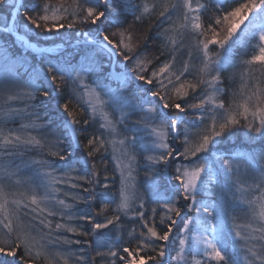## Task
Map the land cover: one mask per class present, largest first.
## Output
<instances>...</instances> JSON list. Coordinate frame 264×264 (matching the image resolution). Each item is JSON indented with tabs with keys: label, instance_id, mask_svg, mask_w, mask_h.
<instances>
[{
	"label": "snow or ice",
	"instance_id": "6c2138e0",
	"mask_svg": "<svg viewBox=\"0 0 264 264\" xmlns=\"http://www.w3.org/2000/svg\"><path fill=\"white\" fill-rule=\"evenodd\" d=\"M0 264H264V0H0Z\"/></svg>",
	"mask_w": 264,
	"mask_h": 264
},
{
	"label": "trees",
	"instance_id": "16d2710c",
	"mask_svg": "<svg viewBox=\"0 0 264 264\" xmlns=\"http://www.w3.org/2000/svg\"><path fill=\"white\" fill-rule=\"evenodd\" d=\"M145 27H146V25H145ZM22 35V34H21ZM33 43H35V41H32ZM18 43V42H17ZM59 43V41H57L56 42V44H58ZM56 44H53V43H50V44H48V45H37V46H47V47H50V46H55ZM62 53L61 52H59L58 54H56V55H51V58H53V59H55V58H57L58 57V55H61ZM29 55L31 56V55H34V54H32L30 51H29ZM39 61H40V57L39 56H37L36 57V63H39Z\"/></svg>",
	"mask_w": 264,
	"mask_h": 264
},
{
	"label": "rangeland",
	"instance_id": "374dc122",
	"mask_svg": "<svg viewBox=\"0 0 264 264\" xmlns=\"http://www.w3.org/2000/svg\"><path fill=\"white\" fill-rule=\"evenodd\" d=\"M18 44H19V42H18ZM21 47H22V46H21ZM56 51H57V50H54L52 54L56 53Z\"/></svg>",
	"mask_w": 264,
	"mask_h": 264
},
{
	"label": "bare ground",
	"instance_id": "6f19581e",
	"mask_svg": "<svg viewBox=\"0 0 264 264\" xmlns=\"http://www.w3.org/2000/svg\"><path fill=\"white\" fill-rule=\"evenodd\" d=\"M38 47V46H37ZM110 167H111V165H110Z\"/></svg>",
	"mask_w": 264,
	"mask_h": 264
},
{
	"label": "water",
	"instance_id": "95a60500",
	"mask_svg": "<svg viewBox=\"0 0 264 264\" xmlns=\"http://www.w3.org/2000/svg\"><path fill=\"white\" fill-rule=\"evenodd\" d=\"M56 47V46H55Z\"/></svg>",
	"mask_w": 264,
	"mask_h": 264
}]
</instances>
